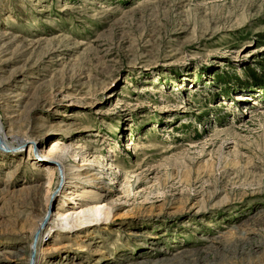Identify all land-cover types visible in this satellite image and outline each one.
I'll return each instance as SVG.
<instances>
[{
  "label": "rangeland",
  "instance_id": "obj_1",
  "mask_svg": "<svg viewBox=\"0 0 264 264\" xmlns=\"http://www.w3.org/2000/svg\"><path fill=\"white\" fill-rule=\"evenodd\" d=\"M250 73L264 0H0V264H264Z\"/></svg>",
  "mask_w": 264,
  "mask_h": 264
},
{
  "label": "bare ground",
  "instance_id": "obj_2",
  "mask_svg": "<svg viewBox=\"0 0 264 264\" xmlns=\"http://www.w3.org/2000/svg\"><path fill=\"white\" fill-rule=\"evenodd\" d=\"M238 99H240V97ZM0 137H3V127L1 123H0ZM107 153H111V149L108 148ZM58 165L60 166L61 169H63V164L61 161H58ZM110 169H115L114 164H111V166L108 167V170ZM108 182L114 184L113 180L110 179V177L108 178ZM96 202L98 201L92 200V204H88L87 206L80 207L79 209H77V211L76 209H72L69 212H66L65 210V207H70L67 203V205L65 204L59 207V210L61 212H57L53 216V219L51 218V221H50V216L48 215H46L43 219H41L40 223L37 225L36 229L33 232L32 238L33 240L36 238L37 243H33V241L31 243L30 258L33 256L34 258L33 259L29 258V264L39 263V260H37L38 258H40V255H41V252H40L41 248H39V245H40L41 239L44 236L45 225L50 224L49 225L51 227L50 229L55 230L53 226H56L58 224L59 225L65 224L67 225V230H68L67 233H72V232L83 230L82 228H84L87 224H91L93 222L98 223L102 220L108 221L109 218L111 217L110 206L105 203L96 204Z\"/></svg>",
  "mask_w": 264,
  "mask_h": 264
},
{
  "label": "trees",
  "instance_id": "obj_3",
  "mask_svg": "<svg viewBox=\"0 0 264 264\" xmlns=\"http://www.w3.org/2000/svg\"><path fill=\"white\" fill-rule=\"evenodd\" d=\"M253 81V85L255 84V87L264 86V81L262 79H259L256 77L253 73H250Z\"/></svg>",
  "mask_w": 264,
  "mask_h": 264
},
{
  "label": "water",
  "instance_id": "obj_4",
  "mask_svg": "<svg viewBox=\"0 0 264 264\" xmlns=\"http://www.w3.org/2000/svg\"><path fill=\"white\" fill-rule=\"evenodd\" d=\"M0 147H2V143H1V139H0ZM36 243V242H35ZM34 258V256L32 257V259Z\"/></svg>",
  "mask_w": 264,
  "mask_h": 264
}]
</instances>
